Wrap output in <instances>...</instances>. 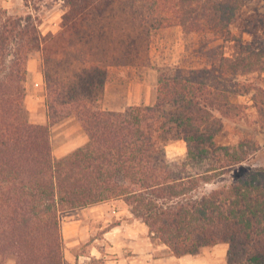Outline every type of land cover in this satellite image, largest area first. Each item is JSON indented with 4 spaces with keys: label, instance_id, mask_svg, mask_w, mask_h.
Segmentation results:
<instances>
[{
    "label": "trees",
    "instance_id": "obj_1",
    "mask_svg": "<svg viewBox=\"0 0 264 264\" xmlns=\"http://www.w3.org/2000/svg\"><path fill=\"white\" fill-rule=\"evenodd\" d=\"M23 1L22 15L0 6L1 262L65 264L63 214L121 200L172 256L226 243V264H264V165L243 167L261 146L219 141L264 71V28L236 58L220 53L244 0H57L56 34L40 30L45 0ZM171 27L196 38L187 58L157 66L155 102L102 108L110 67L148 62L152 33ZM33 58L46 124L26 105ZM68 117L87 142L56 158L51 128ZM180 140L185 153L169 157ZM236 168V180L214 185Z\"/></svg>",
    "mask_w": 264,
    "mask_h": 264
},
{
    "label": "rangeland",
    "instance_id": "obj_2",
    "mask_svg": "<svg viewBox=\"0 0 264 264\" xmlns=\"http://www.w3.org/2000/svg\"><path fill=\"white\" fill-rule=\"evenodd\" d=\"M0 6L6 8L11 14L22 15L27 11L23 0H0ZM36 6L40 8L37 13L43 16L42 23L45 22L49 28L54 25L55 29L58 27L53 33L56 34L63 14L61 2L45 0ZM263 28L264 0H244L243 17L232 27V39L223 44L220 53L225 56V45L231 43L236 49L233 57L236 58L246 47L253 46L254 33H262ZM45 31L43 28V32ZM195 38V36L184 33L180 27L154 31L149 42L148 62L110 67L101 107L108 110H120L138 104L152 105L155 102L157 91V66L176 64L184 57L187 58L190 50L186 52V49L188 46H192ZM256 75L258 77L255 83L248 85L249 94L237 100L242 113L234 111L229 116L226 120V136L219 138V141L231 144L255 140L261 146L260 151L243 166L244 168H258L260 165H264V118L259 117L262 113L258 114V111L264 110V71L254 74V76ZM35 81L34 76L27 75L26 102L29 108H34V105L40 101L38 98L42 96L40 95L41 87L36 85ZM45 100L46 95L40 103L42 104L40 109L33 112L34 119L41 124L50 121L46 113ZM65 119L67 118L56 122L52 127ZM61 137L63 138V135L58 133L54 135L51 128V142L57 139L59 143H67V140L61 141ZM166 151L169 157L183 155L186 151V144L181 140L173 142L167 146ZM238 175L239 169L236 168L234 171L218 177L214 185L227 184L236 180ZM119 208V203L109 202L63 214L62 236L65 264H116L112 258V244L106 239V232L120 222L118 219ZM151 239L155 247L161 245L152 237ZM156 255L167 257L170 253L167 249H163L158 250ZM6 262L15 264L14 260L10 258H7L3 264Z\"/></svg>",
    "mask_w": 264,
    "mask_h": 264
},
{
    "label": "crops",
    "instance_id": "obj_3",
    "mask_svg": "<svg viewBox=\"0 0 264 264\" xmlns=\"http://www.w3.org/2000/svg\"><path fill=\"white\" fill-rule=\"evenodd\" d=\"M55 27L54 25L49 28L44 22L40 25V30H42L43 34L54 33L58 28L55 29ZM43 28H45V32H43ZM235 53L236 49L231 43L225 45L224 55L226 57L233 58ZM28 76H34L36 85H40L41 87L40 95L42 96L38 98V101L40 100L39 103H36L34 108L27 106L33 113L40 109L42 106L40 103L45 98L43 75L39 63L35 58L28 61ZM52 133L54 135L55 133L63 135L64 139L61 137V141L67 140V143H59L57 139H54L52 142L53 154L57 158L65 156L87 142L84 130L76 118L69 117L56 124L52 127ZM110 202L120 204V208L118 209V219L120 222L106 232V239L112 244V258L116 264H226L228 252V244L226 243L205 247L196 255L175 257L170 254L167 257L157 256L156 252L166 249V247L163 245L154 246L145 224L132 217L128 206L123 201L114 200ZM0 264H3L1 257ZM4 264L13 263L6 262Z\"/></svg>",
    "mask_w": 264,
    "mask_h": 264
}]
</instances>
